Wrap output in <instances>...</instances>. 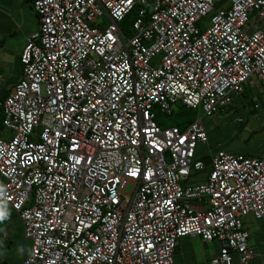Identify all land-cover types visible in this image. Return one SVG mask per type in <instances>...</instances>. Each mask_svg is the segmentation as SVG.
<instances>
[{
	"label": "built area",
	"instance_id": "1",
	"mask_svg": "<svg viewBox=\"0 0 264 264\" xmlns=\"http://www.w3.org/2000/svg\"><path fill=\"white\" fill-rule=\"evenodd\" d=\"M30 3L38 27L0 97L11 131L0 138V200L30 240L22 264H174L185 234L221 242L209 264H248L241 217L264 215V155L219 149L204 162L200 116L161 125L156 111L181 103L209 115L250 77L264 89V31L249 29L264 0ZM200 169L203 180H185Z\"/></svg>",
	"mask_w": 264,
	"mask_h": 264
},
{
	"label": "crops",
	"instance_id": "2",
	"mask_svg": "<svg viewBox=\"0 0 264 264\" xmlns=\"http://www.w3.org/2000/svg\"><path fill=\"white\" fill-rule=\"evenodd\" d=\"M257 25L252 24L249 29ZM37 27V15L30 0H0V97L8 94L20 78V53L26 37ZM244 86L253 88L257 95H261L260 102L253 100V107L263 111L264 89L260 82L250 77ZM10 135L11 131L4 129L0 123V138H8ZM203 175L205 178V173ZM2 181L0 174V184ZM193 205L198 204L193 201ZM241 222L247 231V244L253 249L248 264H264V215L256 218L248 213L241 217ZM220 245L221 242L216 238L205 240L191 234L179 236L173 248V263L209 264ZM29 248L30 240L23 234L18 213L9 203L0 200V264H22Z\"/></svg>",
	"mask_w": 264,
	"mask_h": 264
},
{
	"label": "rangeland",
	"instance_id": "3",
	"mask_svg": "<svg viewBox=\"0 0 264 264\" xmlns=\"http://www.w3.org/2000/svg\"><path fill=\"white\" fill-rule=\"evenodd\" d=\"M227 0H214V7H221ZM249 20H252V14L249 12ZM209 13L201 16L196 21V26L202 28L207 24ZM258 27L264 31V19L257 23ZM156 54L151 62L155 63ZM257 84V83H256ZM259 85V84H258ZM231 99L228 103L218 108L209 115L202 113L199 107L191 108L182 116L178 115V104H173V112L166 114L164 111H156V120L161 125L175 123L177 118H186L189 113L196 110V116L200 120L206 131L207 140L197 142L195 147V156L208 157L211 153L219 149L230 153H242L248 155L264 154V112L261 108H254L252 100L260 102L261 95H257L253 88L249 97H243L239 93L231 91ZM251 98V100L249 99ZM4 129L8 128L2 126ZM10 131V130H9ZM205 169L195 170L187 176V182H196L204 179ZM182 182L184 180H181ZM132 183L127 182L123 191L129 193ZM193 204V201H190Z\"/></svg>",
	"mask_w": 264,
	"mask_h": 264
},
{
	"label": "trees",
	"instance_id": "4",
	"mask_svg": "<svg viewBox=\"0 0 264 264\" xmlns=\"http://www.w3.org/2000/svg\"><path fill=\"white\" fill-rule=\"evenodd\" d=\"M136 14V9L135 6L131 7L121 18V20L118 21V26L120 27V29L123 32H130V26H131V22L134 19ZM250 91L251 88L249 86H244V84L242 85L241 90L239 91V94L243 97H249L250 96ZM251 100V98H249ZM251 103L253 104V100L251 101ZM178 104V110L177 113L178 115H183L184 113H187L191 108L193 107H189V106H185L181 103H176ZM173 112V108L171 109V111L169 113L166 114H170ZM196 116V110L192 111V114L189 113V115L186 118H177L175 123H171V124H175L178 125L180 127H184L189 121H191L192 119H194ZM201 158V157H200ZM204 162L208 161V157H202Z\"/></svg>",
	"mask_w": 264,
	"mask_h": 264
}]
</instances>
